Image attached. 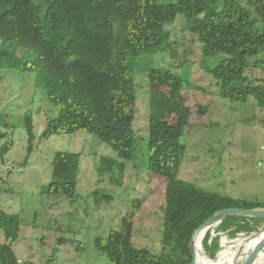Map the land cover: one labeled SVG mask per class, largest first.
I'll return each mask as SVG.
<instances>
[{"label": "trees", "instance_id": "1", "mask_svg": "<svg viewBox=\"0 0 264 264\" xmlns=\"http://www.w3.org/2000/svg\"><path fill=\"white\" fill-rule=\"evenodd\" d=\"M179 15L196 34L205 58L225 56L208 70L222 98L241 104L253 99L264 109V77L253 80L249 75L259 70L264 76V58L259 57L264 52V0L222 4L219 0H0V70L31 73L46 89L57 115L47 122L40 140L85 131L111 147L119 160L132 161L138 141L133 127L136 58L172 50L168 27ZM146 70L150 81L178 90L187 80L186 74L169 68ZM25 128L32 153L36 143L32 114L26 115ZM148 129V170L167 181L163 251L137 248L114 229L107 237L96 238L94 247L112 264H188L193 232L213 214L225 208H262L264 203L206 191L182 180L179 173L187 151L181 141L183 130L159 123H150ZM5 136L0 129V139ZM69 162L67 152L55 153L47 194L76 199L77 182L67 178ZM114 162L103 160L107 171L114 169ZM120 167L123 171L119 161ZM263 223L232 215L210 228L202 241L206 264H220V259L211 260L226 245L258 232ZM68 241L61 238L58 243ZM0 264H19L9 246L1 249Z\"/></svg>", "mask_w": 264, "mask_h": 264}, {"label": "rangeland", "instance_id": "2", "mask_svg": "<svg viewBox=\"0 0 264 264\" xmlns=\"http://www.w3.org/2000/svg\"><path fill=\"white\" fill-rule=\"evenodd\" d=\"M226 1L233 0L219 4ZM168 28L172 50L136 58L133 127L138 141L132 161L119 160L111 147L85 131L40 140L47 122L57 115L46 89L31 73L0 70V129L6 133L0 139V251L9 246L19 264H112L94 243L114 229L135 247L161 253L167 181L148 170L150 123L183 130L187 151L179 178L206 191L264 203V109L253 99L241 104L222 98L208 70L225 56L205 58L184 16ZM151 66L186 74L185 85L178 90L150 81L146 69ZM249 75L253 80L264 77L259 70ZM28 114L36 136L32 153L25 128ZM58 151L70 156L67 178L77 182L75 200L44 190L53 180ZM105 159L115 161L113 170H106ZM61 238L69 241L60 244ZM244 240L226 245L211 261L235 262ZM251 242L239 263L256 245ZM201 253L205 256L202 246ZM261 263L264 251L255 264Z\"/></svg>", "mask_w": 264, "mask_h": 264}, {"label": "water", "instance_id": "3", "mask_svg": "<svg viewBox=\"0 0 264 264\" xmlns=\"http://www.w3.org/2000/svg\"><path fill=\"white\" fill-rule=\"evenodd\" d=\"M232 215L264 220V207L255 208V209L225 208L220 211H217L207 221H205L202 225H200L197 229L194 230L190 242V252L192 255V261L188 264H198L197 263L198 253L195 249V238L202 232H204V236H205L210 228L219 225L224 218ZM255 239H259L258 243L253 247V249L250 251L249 255L245 258L242 264H255L256 261H258L262 256L264 251V223L258 232L245 238L244 242L238 247L234 255L237 261L236 264H238L239 260L242 258V254L245 252L246 246ZM202 241H201V246H202Z\"/></svg>", "mask_w": 264, "mask_h": 264}, {"label": "bare ground", "instance_id": "4", "mask_svg": "<svg viewBox=\"0 0 264 264\" xmlns=\"http://www.w3.org/2000/svg\"><path fill=\"white\" fill-rule=\"evenodd\" d=\"M203 236H204V232L200 233L195 238V249L198 253V255H197V263L198 264H205L206 263L205 256L202 255V253H201V241H202Z\"/></svg>", "mask_w": 264, "mask_h": 264}, {"label": "crops", "instance_id": "5", "mask_svg": "<svg viewBox=\"0 0 264 264\" xmlns=\"http://www.w3.org/2000/svg\"><path fill=\"white\" fill-rule=\"evenodd\" d=\"M262 264V263H261Z\"/></svg>", "mask_w": 264, "mask_h": 264}]
</instances>
